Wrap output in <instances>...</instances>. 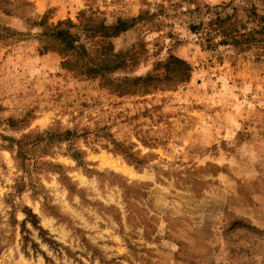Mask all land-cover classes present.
<instances>
[{"label": "rangeland", "instance_id": "rangeland-1", "mask_svg": "<svg viewBox=\"0 0 264 264\" xmlns=\"http://www.w3.org/2000/svg\"><path fill=\"white\" fill-rule=\"evenodd\" d=\"M51 1L0 0V264H264V0ZM69 21L119 68L51 53V76L6 85ZM210 22L227 45L191 30Z\"/></svg>", "mask_w": 264, "mask_h": 264}, {"label": "trees", "instance_id": "trees-1", "mask_svg": "<svg viewBox=\"0 0 264 264\" xmlns=\"http://www.w3.org/2000/svg\"><path fill=\"white\" fill-rule=\"evenodd\" d=\"M139 19L140 18L132 20L119 19L114 25L103 27L102 36L105 39L120 38L121 36L135 29ZM219 23L220 22L218 21L216 24L219 25ZM41 25H43V22L41 23ZM214 25V22H210L206 26L204 24L199 27L193 26L191 30L193 32L202 30L203 35L208 39L209 44L212 43V41L216 40L218 36H222L223 41L221 42V44L227 45V30L224 29L226 31H222V33L220 31L219 33V31H217L218 29H214ZM73 28L76 27L72 24L71 21L61 22L56 26L48 27L47 30L40 35V55L44 56L51 53H60L61 56L67 59V56H69L70 54H80L82 59L80 63L76 64V66L80 67L83 74L89 78L102 76L106 77L107 75L116 71L117 68H119V66H116L114 64L106 63L104 65H96L94 62H92L87 55L88 48L86 46V43L82 41V38L79 35H76L73 32ZM257 33L260 35H264V27ZM240 36L242 38V36L244 35ZM249 36H252V32L249 33ZM107 55H110V51H107ZM117 56L120 57L119 55ZM68 66H71L70 61H66L62 64L63 69L67 68ZM165 66L167 71V82L182 84L186 83L189 80L191 75V68L183 60L172 56ZM152 80V78L138 79L136 80V83H149Z\"/></svg>", "mask_w": 264, "mask_h": 264}, {"label": "crops", "instance_id": "crops-1", "mask_svg": "<svg viewBox=\"0 0 264 264\" xmlns=\"http://www.w3.org/2000/svg\"><path fill=\"white\" fill-rule=\"evenodd\" d=\"M51 2L52 3H50L49 6L53 7L56 4V1L52 0ZM5 52L7 51L1 52L0 56L5 55ZM13 55L14 56L12 58H14V60L16 58L18 61H20V63L16 61L17 65L14 64V67L9 69L10 71H12V73H10L9 71V73H7V76L16 75L14 72V68H16L18 69V72H17L18 78H17V81L13 79L9 83H6V85H23L24 82H26V85H37L41 81L42 77H45V75L51 76L52 72H54L53 70H56L55 67H54L55 69H52V67H50L49 65V63L53 60V64L56 66L55 60H57V58L55 57V55L42 56L40 55V52L39 53L33 52L29 54L28 56L24 54H20V53L13 54ZM235 135H236L235 131H231V137H234Z\"/></svg>", "mask_w": 264, "mask_h": 264}]
</instances>
